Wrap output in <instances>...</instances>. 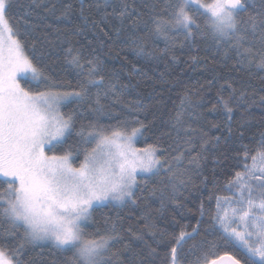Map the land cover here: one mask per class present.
Instances as JSON below:
<instances>
[{
    "label": "snow or ice",
    "instance_id": "1",
    "mask_svg": "<svg viewBox=\"0 0 264 264\" xmlns=\"http://www.w3.org/2000/svg\"><path fill=\"white\" fill-rule=\"evenodd\" d=\"M133 3L104 0L103 5L97 3L95 7L105 10L104 17L111 15L118 20L117 34H123L138 55L145 53L147 36L163 37L166 47L162 51H168L174 44L170 33L182 34L185 40H192L199 33L210 37L218 49L223 48L225 57L229 52H235L238 63L248 68L250 74L253 67L264 72V12L251 14L248 0H163L160 12L156 11L155 5L152 8L151 27L149 21L143 19L144 13ZM261 3L264 4V0ZM12 6L13 0H0V184L7 185L0 190V222L9 224L2 230L4 236L14 237L22 229L24 242L15 247L0 244V264H25L22 258L25 243L41 242H49L66 254L64 264H119V250L113 251V247L124 239L119 217L115 220L105 217L103 231L97 228L90 233L87 229L93 222V213L108 205H135L136 189L140 186L138 177L146 183L147 179L160 177L163 173L175 199L186 184L182 178L188 171L183 168L184 160L196 169L200 166L201 153L192 155L196 147L192 142L195 129H184L187 138L181 150L178 141L181 139L182 112L177 113L173 125L177 133V147L173 151L177 154L169 159L164 156L167 150L159 145L143 149L134 146L138 137L144 134L143 121L137 120L139 126L131 128L126 121L107 126L89 121L87 125L81 122L77 127V110L65 113L61 111L62 107L75 102L78 108L87 105L98 116L106 115L101 90L107 98L109 93L115 95L128 86L120 85L118 89L117 83L111 80L106 83L105 77L100 75L103 68L99 63L91 59L82 63L79 51L74 53L69 46L68 63L82 71L85 63L89 67L77 87L71 91L59 90L60 86L50 81L37 62L34 42L31 44L32 55L29 54L30 26L25 24L22 32L19 26L10 24L8 14ZM108 8L111 13L107 12ZM80 11L83 15V2ZM71 12L69 3L61 15L68 18ZM200 18L204 21L203 29ZM141 31L145 32L144 36L140 35ZM257 43L259 48L254 52ZM192 60L196 58L192 57ZM92 88L97 89L94 94ZM260 99L264 103V97ZM185 102L191 106L187 96L181 102L182 107ZM220 102L227 114L226 129L230 137L233 109L223 97ZM134 110H141L140 106ZM73 136L78 140L69 144ZM215 140L219 142L220 137ZM207 143L204 140L199 145L201 152L206 150ZM81 149L83 159L75 166V158ZM240 155L243 171L236 172L226 185V191L231 195L209 197V200L215 199L216 205L205 238L190 245L185 252L188 241H194L200 235L205 215L201 203V219L190 231L189 225H182L179 233L173 235L169 264H183L182 254L194 257L187 264H264V132L254 148L243 145ZM207 180L205 176L201 183L206 184ZM156 192L157 189L152 188L149 194L155 196ZM163 198L161 191L162 207ZM149 227L145 224V228ZM127 231L150 249L149 255L156 252V248L145 240L143 232L133 233L132 228ZM147 234L156 245L164 242L163 237L156 238L155 232ZM208 235L213 239H207ZM123 247L130 249L129 244ZM221 247L226 249L223 254Z\"/></svg>",
    "mask_w": 264,
    "mask_h": 264
},
{
    "label": "trees",
    "instance_id": "2",
    "mask_svg": "<svg viewBox=\"0 0 264 264\" xmlns=\"http://www.w3.org/2000/svg\"><path fill=\"white\" fill-rule=\"evenodd\" d=\"M82 2L83 15L80 11ZM129 2L133 3V0ZM248 2L251 14L264 12L261 0ZM69 3L72 5V12L68 18H64L61 14L64 6ZM97 3L103 5L104 0H36L35 3L33 0H13L8 14L9 22L14 27L19 26L22 32L25 24L30 26L27 39L29 54L32 55L31 44L34 42L37 62L44 68L50 81L60 86L59 90L71 91L77 87V82L85 78L89 67L85 63L82 71L68 63L69 46L74 53L79 51L82 63L87 59L99 63L103 68L100 75L105 77L106 83L111 80L117 83L118 89L120 85L128 86L115 95L109 93L107 98L103 97L101 90V102L106 105V115L98 116L87 105L78 108L75 102L62 107V112L65 113L77 110V127L81 122L87 125L89 121H98L105 126L126 121L131 128L139 126L137 120L143 121L144 134L138 137L137 147L143 149L149 145H159L167 150L164 156L169 159L177 154L173 151L177 147V133L173 127L177 113L182 112V127L178 126L181 150L184 147L183 141L187 138L184 129H195L192 142L196 147L192 155L201 153L200 166L196 169L188 164L187 159L184 160L183 168L188 171L182 178L186 184L180 188L175 199L172 198V189L167 185V177L163 173L160 177L147 179L146 183L139 178L140 186L136 189L135 205H108L97 209L93 213V222L87 229L90 233L97 228L103 231L105 217L113 220L119 217L124 239L113 247V251L119 250V264H169L173 235L179 233L182 225H189L190 231L191 226L201 219V203L204 205L205 215L202 218L200 235L194 241H188L185 252L190 245L205 238V230L209 228L210 216L216 205L215 199L209 200V197L231 195L226 191V185L236 172L243 171L240 155L243 145L254 148L260 134L264 132V103L260 99L264 97V80L261 79L264 72L253 67L250 74L248 68L238 63L239 58L235 52H229L225 57L223 48L218 49L210 37L199 33L192 40H185L182 34L170 33L174 37V44L168 51H162L166 47L163 37L147 36L145 53L138 55L126 42L125 36L117 34L118 20L111 15L104 17L105 10H98L95 7ZM154 5L156 11L160 12L163 0H134L133 3L135 8L144 13L143 19L149 21L150 27L152 25L149 17ZM111 11V8L107 9V12ZM199 22L203 29V18ZM140 35L144 36L145 32L141 31ZM258 48L259 43L253 51ZM192 57L196 60L193 61ZM91 91L94 94L97 89L92 88ZM186 96L190 98L191 106L185 102L182 107L181 102ZM220 97L228 100L233 109L230 137L226 129L227 114ZM137 105L141 110H134ZM213 106L215 110H212ZM217 136L220 137L219 142L215 140ZM77 140L73 136L69 144ZM204 140L208 143L206 150L201 152L199 145ZM82 159L81 149L75 158V165L78 166ZM205 176L208 180L206 184H202ZM6 187L7 185L0 184V190ZM152 188L157 189L155 196L149 194ZM161 191L164 192L163 207ZM145 224L150 227L145 228ZM8 227L7 221L0 222V244L15 247L24 242L22 229L14 237L4 236L2 230ZM128 228H132L133 233L143 232L145 240L156 248V252L149 255L150 249L129 233ZM149 231L155 232L157 239L163 237L164 242L154 244L152 237L147 234ZM207 239L211 240L213 236L208 235ZM124 244H129L130 249L125 250ZM225 250L221 247V254ZM22 258L25 264H64L66 254L59 252L54 246L25 243ZM192 260V255L182 254L183 264Z\"/></svg>",
    "mask_w": 264,
    "mask_h": 264
},
{
    "label": "rangeland",
    "instance_id": "3",
    "mask_svg": "<svg viewBox=\"0 0 264 264\" xmlns=\"http://www.w3.org/2000/svg\"><path fill=\"white\" fill-rule=\"evenodd\" d=\"M250 1H252V0H250ZM254 1V0H253ZM179 34V33H178ZM61 111H62V108H61ZM137 141H138V139H137ZM137 141L135 142V147L136 148H138L137 147ZM76 166V165H75ZM139 178L140 177H138V181H139ZM90 224H91V222H90ZM33 245H37V246H53L51 243H49V242H41V243H38V244H33Z\"/></svg>",
    "mask_w": 264,
    "mask_h": 264
}]
</instances>
